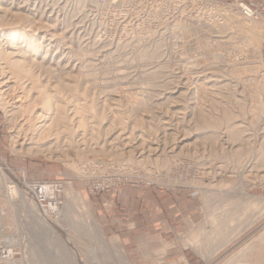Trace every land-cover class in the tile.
Returning <instances> with one entry per match:
<instances>
[{"label": "rangeland", "instance_id": "1", "mask_svg": "<svg viewBox=\"0 0 264 264\" xmlns=\"http://www.w3.org/2000/svg\"><path fill=\"white\" fill-rule=\"evenodd\" d=\"M2 1V38L25 14L17 20L42 48L37 79L63 90L57 103L86 126L42 140L16 133L26 80L0 75V264H264V0ZM242 16L257 28L240 31ZM5 182L17 184L13 200ZM36 184L47 188L37 200ZM133 185L192 191L203 205L193 227L206 229L126 243L107 235L96 207ZM68 188L82 200L69 220Z\"/></svg>", "mask_w": 264, "mask_h": 264}, {"label": "bare ground", "instance_id": "2", "mask_svg": "<svg viewBox=\"0 0 264 264\" xmlns=\"http://www.w3.org/2000/svg\"><path fill=\"white\" fill-rule=\"evenodd\" d=\"M3 2V1H2ZM1 1H0V3H2ZM9 3V2H8ZM36 3V2H35ZM11 4V3H10ZM17 4V3H16ZM4 5V4H3ZM7 5V4H6ZM16 6V5H15ZM34 6V5H33ZM0 7L2 8V7H4V6H1L0 5ZM22 8V7H21ZM0 10H2V9H0ZM22 13H15V19H16V21H13L14 22V24H13V28H14V26H15V28L14 29H10V30H8V28L5 30V32H6V35H5V37L7 36V38H5L6 40H4V38H2V36H3V32H4V28L3 29H1L0 28V75H1V77H5L8 73L12 76L11 78H13L12 79V81L11 80H9V82H12L14 85H16V84H19L20 82L22 83L23 82V80H21V79H24V80H26V83L28 84L27 86H25V88H24V85L26 84V83H22L23 85V91L22 92H20L21 94V96H20V98L18 97L17 98V100H15V104L16 105H14L13 106V108H15V109H17V111L14 113L15 115H16V113H18V115H20V119H21V123L20 124H17L18 125V127L16 128V133H23V134H25V135H30V137L31 138H36V139H38V140H42L43 138H44V136H51V134H57V133H64V134H66L67 136L70 134V135H72V133H73V128H74V126H75V124H78L77 125V127L78 126H81V125H83L84 124V119L85 118H83L82 116L78 119V120H76V123L74 122L73 123V118L72 117H70L68 114H67V111H65V109L67 108V107H64L63 106V104L61 105L60 103H57L58 101H60L59 99V97H60V95H59V93H61L62 91H61V89H56L55 91H54V89H55V87H53V88H51L50 86H48V85H44V84H42L41 83V80H38L37 79V75H36V71L34 72L33 71V66H34V63L37 61H35L34 60V58H32L33 57V54H34V52H36V50H38V48L40 47L39 46V43L37 42L38 40H36L37 38L39 39V37H35V39H34V36H32V37H28L29 36V33L28 32H31V31H28L27 29H25V26H23L22 24H21V21L19 20L20 18L22 19V15H21ZM6 15V14H5ZM24 17L26 16L25 14L23 15ZM243 17V16H242ZM17 18H19L18 20H17ZM2 19V18H1ZM244 19V20H243ZM243 19H241V21L239 22V28H240V31H242V30H244V31H246V32H248L249 30H254V29H256L257 28V24H254L252 21V23L250 22V18H246V17H243ZM18 23H20V25L18 24ZM5 24V23H4ZM22 25V26H21ZM238 26V25H237ZM259 29V28H258ZM3 30V31H2ZM1 31H2V33H1ZM243 32V31H242ZM256 32V31H255ZM239 33H241V32H239ZM257 33H258V30H257ZM5 34V33H4ZM36 34V33H35ZM32 35V34H31ZM30 35V36H31ZM259 35V34H258ZM257 35V36H258ZM261 35V34H260ZM260 37V36H259ZM260 39H261V37H260ZM259 39V40H260ZM3 40L4 41H6V43L8 42L9 44L8 45H10L9 47H11V48H13V51H8V47L7 46H5V44H4V42H3ZM40 41V40H39ZM40 43H42V42H40ZM7 45V44H6ZM41 45V44H40ZM43 45V44H42ZM42 45H41V47H42ZM39 49H41L42 50V48H39ZM38 52V51H37ZM36 52V53H37ZM35 53V54H36ZM147 53V52H146ZM152 53H153V51H152ZM41 54V53H40ZM39 54V55H40ZM38 55V56H39ZM146 55V54H145ZM145 57V56H144ZM153 57V56H152ZM46 59V58H45ZM34 62V63H33ZM36 65H37V63H36ZM51 65V64H50ZM46 70V69H45ZM49 70V69H48ZM47 71V70H46ZM51 72V71H50ZM45 74H47V73H45ZM9 75V76H10ZM40 75V74H39ZM52 75H54V74H52ZM8 76V77H9ZM10 78V77H9ZM8 78V79H9ZM21 80V81H20ZM20 81V82H19ZM8 82V81H7ZM20 83V84H21ZM19 84V85H20ZM63 85V84H62ZM21 86V87H22ZM64 86V85H63ZM66 86V85H65ZM68 86V85H67ZM56 88H57V86H56ZM53 89V90H52ZM72 89H73V87H72ZM19 92V91H18ZM63 93V92H62ZM61 93V94H62ZM64 94V93H63ZM62 94V95H63ZM58 95H59V97H58ZM66 97V96H65ZM57 99H58V101H57ZM260 100V99H259ZM61 101H62V99H61ZM65 102V101H64ZM1 105H2V103H1ZM38 105H40V106H38ZM67 105V104H66ZM65 105V106H66ZM85 105V104H84ZM78 106H80V105H78ZM82 106V105H81ZM86 106H88V107H90L91 105H86ZM93 106V105H92ZM91 106V107H92ZM12 108V109H13ZM77 108V107H76ZM83 108H85V107H83ZM78 109H80L79 107H78ZM92 109H94V108H92ZM91 109V110H92ZM14 110V109H13ZM84 110V109H83ZM249 110V109H248ZM85 111V110H84ZM83 111V112H84ZM89 111V110H88ZM79 112V111H78ZM77 111H76V113H78ZM92 112V111H91ZM75 113V112H74ZM80 113H81V110H80ZM80 113H78V114H80ZM94 113V112H93ZM82 114V113H81ZM246 114V113H245ZM72 115H74V114H71V116ZM89 115V114H88ZM97 115V114H96ZM226 115V114H225ZM244 115V114H243ZM76 116V115H75ZM78 116V115H77ZM80 116V115H79ZM87 115L85 114V117H86ZM103 116V115H102ZM94 117H96V116H91V113H90V118L91 119H93ZM97 117H99L98 115H97ZM231 117H232V115H231ZM251 117V116H250ZM87 118V117H86ZM103 118V117H102ZM224 118H225V116H224ZM229 118V117H228ZM88 119H89V116H88ZM90 119V120H91ZM16 120V119H15ZM18 120V119H17ZM206 120H207V118H206ZM75 121V120H74ZM229 121V120H228ZM91 122V125L89 124L88 126H89V130L91 129L92 131H93V120L92 121H90ZM101 122V121H100ZM99 122V123H100ZM103 122V121H102ZM210 122V121H209ZM221 122H222V120H221ZM87 123V122H86ZM89 123V122H88ZM93 123V124H92ZM206 123V122H205ZM213 123V122H212ZM16 124V123H15ZM232 124H234V123H232ZM94 125H96V122H95V124ZM209 125V124H208ZM84 126H86L85 124H84ZM84 126H83V129H84ZM99 126H100V124H99ZM231 126V125H230ZM76 127V126H75ZM77 127H76V130H77ZM226 127V126H225ZM87 128V127H86ZM96 130H97V128H95ZM94 129V130H95ZM100 129V128H99ZM98 129V130H99ZM232 129H233V127H232ZM239 129V128H238ZM81 130V129H80ZM244 130V129H243ZM26 131H28L29 133L28 134H26ZM91 131V132H92ZM232 131H234V130H232ZM75 132V131H74ZM236 132V131H235ZM240 132V131H239ZM79 133V132H78ZM97 133V132H96ZM76 134V133H75ZM106 134V133H105ZM58 135V134H57ZM65 135V136H66ZM95 135V134H94ZM19 136H20V134H19ZM22 136V135H21ZM43 136V137H42ZM60 136V135H59ZM112 136V135H111ZM110 136V137H111ZM24 137V136H23ZM73 137H74V135H73ZM67 138V137H66ZM65 138V139H66ZM69 139H70V137H69ZM109 139V138H108ZM18 140V139H17ZM30 140V139H29ZM69 141H71V140H69ZM17 142V141H16ZM32 142H33V139H32ZM36 142V141H35ZM39 143L40 142H38V143H36V145L37 146H35V143H32V144H34V146L36 147V149H38V145H39ZM71 143V142H70ZM41 144V143H40ZM48 144V143H47ZM45 145V144H44ZM40 146V145H39ZM28 147H30V146H28ZM31 147H33V146H31ZM34 147V148H35ZM62 147V146H61ZM177 147V146H176ZM27 149V148H26ZM30 149V148H29ZM32 149V148H31ZM35 149V150H36ZM15 150V149H14ZM33 150V149H32ZM78 150H80V149H78ZM38 151V150H37ZM142 153V152H141ZM0 171H2V168H0ZM4 171H5V169H4ZM6 172V171H5ZM4 172V174L2 175V177L0 176V180L1 179H4V178H6L7 177V172L5 173ZM9 177V176H8ZM7 180V179H6ZM11 181V180H10ZM25 181V180H24ZM7 182H8V180H7ZM9 183V182H8ZM11 183V182H10ZM9 183V184H10ZM27 182H25V184H26ZM7 183L5 182V185H6ZM7 186V185H6ZM11 186V185H10ZM13 187H9V186H7L6 188H5V194H7L6 195V197L8 198V200H13L12 199V196H11V188H13V193L14 194H17L18 193V190H17V188H16V186H17V184H16V186L15 185H12ZM26 186V185H25ZM19 187V186H18ZM2 188V187H1ZM66 189V188H65ZM1 190V189H0ZM3 191V190H2ZM2 192H0V194H1ZM45 193H46V191H45ZM66 195H67V198H68V204H67V207H66V209H65V211H64V214H63V216H65V218H69V217H71V216H73L74 215V208L72 209V207H71V205L72 206H74L75 204H78V206H79V203L80 202H82V200H80V196H79V194H76L73 190H71V188H68L67 189V192L65 193ZM22 197V196H21ZM2 197H0V200L2 201L3 199H5V198H3V199H1ZM24 199V198H23ZM22 200V199H21ZM1 201H0V204H1ZM24 201V200H23ZM247 201V200H246ZM257 201V200H256ZM255 201V202H256ZM10 202V201H9ZM13 202V201H12ZM22 202V201H21ZM26 202V201H25ZM238 202V201H237ZM56 203V202H55ZM239 203H240V201H239ZM249 203V202H248ZM13 204V203H12ZM16 204V203H15ZM71 204V205H70ZM83 204V203H82ZM253 204V203H252ZM14 205V204H13ZM56 205H57V203H56ZM36 206V205H35ZM12 209V208H11ZM13 210V209H12ZM38 211H41V209H39ZM24 212V211H23ZM43 212V211H42ZM232 212V211H231ZM240 212V211H239ZM30 214V213H29ZM87 214V213H86ZM26 215V214H25ZM83 215V214H82ZM217 215V214H216ZM233 215H234V213H231L230 215H226V218L227 219H231V218H233ZM218 216V215H217ZM22 217V216H21ZM84 217H86L85 215H84ZM214 217H216V216H214ZM214 217H213V219H214ZM59 218V217H58ZM57 218V219H58ZM73 218V217H72ZM36 219V218H35ZM60 219V218H59ZM70 219V218H69ZM68 219V220H69ZM86 219V218H85ZM37 220H39V219H37ZM88 220V219H87ZM206 220V219H205ZM224 220V219H223ZM64 221V220H63ZM215 222H214V224L217 226L218 225V221H217V218H216V220H214ZM210 222V221H209ZM87 224H88V222H86ZM38 224V223H37ZM93 224V223H92ZM95 224V226L94 227H96V228H94L95 230H96V233H98V234H101V231H100V229H99V226H98V223H94ZM88 226V225H87ZM206 227H207V222L205 221V222H203V223H199L197 226H195V227H193V229H192V233L194 234L193 235V237L194 236H197L198 234H200L201 232H203L205 229H206ZM89 228H91L90 227V225H89ZM86 229H87V227H86ZM93 229V228H92ZM91 229V230H92ZM94 230V231H95ZM29 231V230H28ZM89 231V230H88ZM30 233V232H29ZM93 233V232H92ZM97 234V235H98ZM30 236V235H29ZM260 238H262V236H260ZM108 246H106V248H107ZM248 248V250H250L251 251V249H250V247H249V244L248 245H246V246H244L243 247V249L242 250H246ZM261 250V249H260ZM253 251V250H252ZM116 253L117 254H119L118 256H119V258H118V256H117V258L118 259H120V261L122 262V258L121 257H123L122 256V253H123V249L121 248V247H116ZM203 253V252H202ZM247 253H249V252H247ZM250 253H252V252H250ZM113 255V254H112ZM121 255V256H120ZM203 255L205 256V253H203ZM207 257L209 256V255H206ZM248 256V255H247ZM206 257V258H207ZM127 260V259H126ZM125 264H126V262H125ZM186 264V263H185Z\"/></svg>", "mask_w": 264, "mask_h": 264}, {"label": "crops", "instance_id": "3", "mask_svg": "<svg viewBox=\"0 0 264 264\" xmlns=\"http://www.w3.org/2000/svg\"><path fill=\"white\" fill-rule=\"evenodd\" d=\"M105 199L107 204L96 207L100 225L107 235L125 243L137 238H191L203 216V205L188 189L133 185L106 194Z\"/></svg>", "mask_w": 264, "mask_h": 264}, {"label": "built area", "instance_id": "4", "mask_svg": "<svg viewBox=\"0 0 264 264\" xmlns=\"http://www.w3.org/2000/svg\"><path fill=\"white\" fill-rule=\"evenodd\" d=\"M1 2H2V0H0ZM12 1H15V2H20V1H22V0H12ZM97 2H99L101 5L102 4H106V5H110L111 3V0H97ZM110 3V4H109ZM258 5L259 6H262L263 8H264V2H260V3H258ZM242 8V11H243V13L245 14V15H247V16H252V15H257V13L259 12L258 11V9L257 8H255V10L252 8V6H247V5H245V6H242L241 7ZM260 13V12H259ZM47 188L46 187H44V186H42L41 184H36L33 188H32V190H34L33 191V194H36L35 196V198H36V200L38 199V198H41V197H44V193H45V190H46ZM36 192V193H35Z\"/></svg>", "mask_w": 264, "mask_h": 264}]
</instances>
